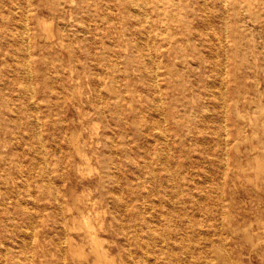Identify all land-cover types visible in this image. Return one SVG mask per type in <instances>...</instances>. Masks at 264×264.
<instances>
[{
  "label": "bare ground",
  "instance_id": "obj_1",
  "mask_svg": "<svg viewBox=\"0 0 264 264\" xmlns=\"http://www.w3.org/2000/svg\"><path fill=\"white\" fill-rule=\"evenodd\" d=\"M200 1L68 0L72 22L103 17L67 42L47 13L64 0H21L19 36L0 0V264H264V40L241 35L251 0H224L223 39ZM57 55L72 93L46 85Z\"/></svg>",
  "mask_w": 264,
  "mask_h": 264
},
{
  "label": "rangeland",
  "instance_id": "obj_2",
  "mask_svg": "<svg viewBox=\"0 0 264 264\" xmlns=\"http://www.w3.org/2000/svg\"><path fill=\"white\" fill-rule=\"evenodd\" d=\"M24 1V0H22ZM99 1V0H97ZM164 1H168V0H164ZM252 1V10L251 13H249V15L253 16L254 18V23L256 24L255 26H252V24H250L249 19L247 17L244 18V21L242 22L238 16L235 17V14L231 11H228V6L226 5L224 0H201L199 5H196V13H200V16L203 17L207 14L214 16V24L221 36V38L223 39L225 36V28H226V23L231 22L232 20H235V18L239 19L241 22V25L244 26L243 29V33L241 35L243 36H247L250 38V40L255 39V40H264V0H251ZM153 4L155 3V0H152ZM21 3V0H19V2L17 3L18 5H14V8L8 9L5 8V10L3 11V17L6 19H10V29L9 32L14 33L16 36H19V30H17V26L15 25L17 23V18H11L13 15L19 13V11L22 10H26L27 6L21 5L19 4ZM98 4H93L91 6H83L81 7V10L79 12L78 18L75 19V22H72L68 19L69 17V12H70V6L68 5V0H64L62 6L57 7L56 10H54L53 12H47L49 13V16L52 17L55 20V28H54V32L56 34L60 33V34H68L71 35L70 40H67V42H70L72 38H74V34L71 33L73 27H77V29L79 30V32L83 31V29L86 27L87 24V20L88 18H92V24L97 23L98 20L102 19L103 14L101 13V8L97 6ZM230 5V4H229ZM153 6V5H152ZM76 8V6L74 7ZM150 11V10H149ZM228 11V12H227ZM46 13V12H45ZM46 13V14H47ZM35 13L30 12V16H31V25L33 30L37 32V27H36V22H35ZM157 14L156 15V11H150L148 12V17L150 19V24L145 25L144 27L147 29L148 31V45L147 47L150 50H154L156 48V46L159 44V41H161V37L164 34V30H162V24H165L166 18L159 14V9L157 10ZM245 13H241L240 15H244ZM88 15V16H87ZM89 21V20H88ZM201 28L202 31H206V26L201 24ZM4 29V25L1 24L0 26V30L2 31ZM95 31H91V33L87 34L86 37L88 42V46L91 49H96V39L94 38V34ZM73 34V35H72ZM81 34V33H80ZM17 38V37H16ZM139 40H142L141 38H139ZM39 43H45L48 44L50 43L49 41H45L43 40L42 42L39 41ZM117 52H121V48L116 47L115 48ZM105 50V49H104ZM130 50V48H129ZM106 51V50H105ZM106 55H109L112 59H115V54H109L107 51L104 53ZM57 62L51 63V64H47L46 66V85L52 86V84H57L59 81L56 78H53L55 76H58L60 73H62V75H64V80L66 82V85L69 88V91L72 93V86H73V82L71 80L70 77V69H69V64L66 61V57H64V55H57ZM77 59V58H76ZM46 61H51L49 59H46ZM78 64V63H76ZM109 65V64H108ZM77 68V67H76ZM80 72V75L83 76V69L79 64L78 69H76L75 71ZM45 82H42L40 79H37V84L40 83V85H44ZM82 91L85 92L83 95V98L85 100H87L88 98L86 97V92H87V87L85 84H83V86L81 87ZM5 92V91H4ZM0 97H2V94L0 95ZM80 102L77 99H69L66 104H65V108L63 109L64 111V118L66 121V133L62 135L63 139L65 138L66 140L69 138V134L71 131V123H70V119L72 116L76 117V109L73 107L74 103ZM15 103H19V100H15ZM42 117V116H41ZM69 117V118H68ZM42 120L44 122V127L49 126L46 118L42 117ZM111 126L107 125V131H109V134H112V130H111ZM53 130H55V132H58L57 128H54ZM64 139V140H65ZM71 179H73V175H70ZM15 229H17V227H13Z\"/></svg>",
  "mask_w": 264,
  "mask_h": 264
}]
</instances>
